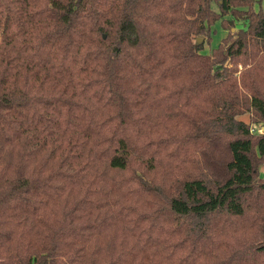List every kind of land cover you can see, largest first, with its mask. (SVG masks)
<instances>
[{"label":"trees","instance_id":"16d2710c","mask_svg":"<svg viewBox=\"0 0 264 264\" xmlns=\"http://www.w3.org/2000/svg\"><path fill=\"white\" fill-rule=\"evenodd\" d=\"M254 5L0 0V264H264Z\"/></svg>","mask_w":264,"mask_h":264},{"label":"rangeland","instance_id":"374dc122","mask_svg":"<svg viewBox=\"0 0 264 264\" xmlns=\"http://www.w3.org/2000/svg\"><path fill=\"white\" fill-rule=\"evenodd\" d=\"M213 8L215 10H218V7L216 4L213 5ZM254 8L256 11L259 9H262L264 11V0H255ZM243 26L242 22H235L234 28L231 29L232 33H235L237 29L241 28ZM213 32H212V38L209 44H205L203 53H210L212 49L217 48L220 44L221 40L228 36L229 30H225L222 28L220 21L216 22L213 26ZM204 39H202V42ZM240 119L244 120L245 122L250 121V115L244 114L243 116L239 117ZM253 129L258 132H264V125L263 124H254ZM260 179L264 180V164L260 167Z\"/></svg>","mask_w":264,"mask_h":264},{"label":"water","instance_id":"95a60500","mask_svg":"<svg viewBox=\"0 0 264 264\" xmlns=\"http://www.w3.org/2000/svg\"><path fill=\"white\" fill-rule=\"evenodd\" d=\"M198 42H202V38H199V39H198Z\"/></svg>","mask_w":264,"mask_h":264}]
</instances>
